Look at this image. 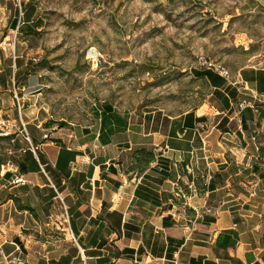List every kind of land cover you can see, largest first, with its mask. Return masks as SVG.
I'll return each instance as SVG.
<instances>
[{
	"label": "crops",
	"instance_id": "obj_1",
	"mask_svg": "<svg viewBox=\"0 0 264 264\" xmlns=\"http://www.w3.org/2000/svg\"><path fill=\"white\" fill-rule=\"evenodd\" d=\"M206 78L222 102L202 113L66 128L22 109L2 134L0 264H264V66Z\"/></svg>",
	"mask_w": 264,
	"mask_h": 264
},
{
	"label": "rangeland",
	"instance_id": "obj_2",
	"mask_svg": "<svg viewBox=\"0 0 264 264\" xmlns=\"http://www.w3.org/2000/svg\"><path fill=\"white\" fill-rule=\"evenodd\" d=\"M245 65L264 66L259 0H0V163L20 116L13 77L22 109L36 102L56 124L93 128L106 107L134 121L217 108L205 72Z\"/></svg>",
	"mask_w": 264,
	"mask_h": 264
},
{
	"label": "built area",
	"instance_id": "obj_3",
	"mask_svg": "<svg viewBox=\"0 0 264 264\" xmlns=\"http://www.w3.org/2000/svg\"><path fill=\"white\" fill-rule=\"evenodd\" d=\"M19 7L21 8L20 3H19ZM23 23H24V22H23V21H20V18H19L17 27H18L20 24H23ZM15 58H16V56L13 55V61H14V62H15ZM205 63H206V61H205ZM207 64H208V66H213V64H212L211 62H209V63H207ZM14 66H15V65H14ZM217 73H219L220 75H222V76H224V77H228V76H229L228 71H227L226 69H224V68H221L220 70H217ZM12 88H13L14 104H15L16 109H17V111H18V113H19V115H20L21 110H22V106H21V103H20V97H18V95H17V88H16V86H15L14 77H13V80H12ZM244 105H249V102L246 101V100H243V101H241L240 104H239V106H244ZM3 124H4V123H3ZM17 126H18V127H17V130L22 134L23 138H24L25 140L28 141V140H29V136H28V134H27V132H26V130H25V128H24V124L20 121V124H18ZM15 127H16L15 124H6V125H5V128H8V129H6V131H3L2 134H5V135L9 134V131H10L12 128H15Z\"/></svg>",
	"mask_w": 264,
	"mask_h": 264
},
{
	"label": "trees",
	"instance_id": "obj_4",
	"mask_svg": "<svg viewBox=\"0 0 264 264\" xmlns=\"http://www.w3.org/2000/svg\"><path fill=\"white\" fill-rule=\"evenodd\" d=\"M210 74V72H205V77H207L208 75ZM104 110V113L107 111H110L111 109H110V107H106L105 109H103ZM101 119V121H102V117L100 118ZM4 138H6V139H9L10 138V135H8V136H6V137H4ZM138 152V154H139V157L141 158V160H143V161H145V162H148L149 160H150V158H151V152H149V151H146L145 149H141V150H138L137 151ZM259 155L261 156V157H264V148L263 147H260L259 146Z\"/></svg>",
	"mask_w": 264,
	"mask_h": 264
}]
</instances>
